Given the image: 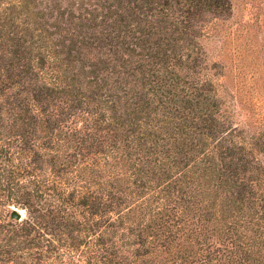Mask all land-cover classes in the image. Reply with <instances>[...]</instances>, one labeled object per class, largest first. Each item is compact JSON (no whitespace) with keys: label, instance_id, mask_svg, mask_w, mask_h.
Wrapping results in <instances>:
<instances>
[{"label":"trees","instance_id":"1","mask_svg":"<svg viewBox=\"0 0 264 264\" xmlns=\"http://www.w3.org/2000/svg\"><path fill=\"white\" fill-rule=\"evenodd\" d=\"M233 1L0 0V264H264L199 43Z\"/></svg>","mask_w":264,"mask_h":264},{"label":"rangeland","instance_id":"2","mask_svg":"<svg viewBox=\"0 0 264 264\" xmlns=\"http://www.w3.org/2000/svg\"><path fill=\"white\" fill-rule=\"evenodd\" d=\"M201 30L203 74L220 96L225 139L231 141L226 147L234 157L258 158L264 167V0H234L231 17H209ZM12 210L14 218L15 211L19 220L25 216Z\"/></svg>","mask_w":264,"mask_h":264},{"label":"water","instance_id":"3","mask_svg":"<svg viewBox=\"0 0 264 264\" xmlns=\"http://www.w3.org/2000/svg\"><path fill=\"white\" fill-rule=\"evenodd\" d=\"M14 216H15L17 219H20V214H18L17 211H15Z\"/></svg>","mask_w":264,"mask_h":264}]
</instances>
